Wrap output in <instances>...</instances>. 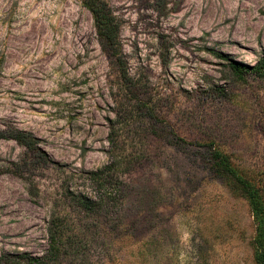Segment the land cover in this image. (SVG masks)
I'll use <instances>...</instances> for the list:
<instances>
[{
    "label": "rangeland",
    "instance_id": "rangeland-1",
    "mask_svg": "<svg viewBox=\"0 0 264 264\" xmlns=\"http://www.w3.org/2000/svg\"><path fill=\"white\" fill-rule=\"evenodd\" d=\"M105 3L113 42L84 0H0V257L257 264L211 149L264 198V0Z\"/></svg>",
    "mask_w": 264,
    "mask_h": 264
},
{
    "label": "trees",
    "instance_id": "trees-1",
    "mask_svg": "<svg viewBox=\"0 0 264 264\" xmlns=\"http://www.w3.org/2000/svg\"><path fill=\"white\" fill-rule=\"evenodd\" d=\"M84 3L93 14L101 36L107 41L113 42L117 37L119 25L113 12L105 3V0H84ZM219 56L223 59H227L224 55ZM229 66L238 74L250 68L237 61H230ZM251 70H254L257 74L264 77V57L255 66L251 67ZM1 136L4 135L0 134V138ZM3 138L16 139L26 144V141L18 136H7ZM211 158L213 161L212 169L223 177H233L236 186L241 189L243 196L249 201L256 224V235L254 240L255 261L257 264H264V198L261 189L252 181L241 175L231 165L229 157L219 149H211ZM52 262L53 259L49 258V253L43 257H35L26 253L20 255H3L0 257V264H52Z\"/></svg>",
    "mask_w": 264,
    "mask_h": 264
}]
</instances>
